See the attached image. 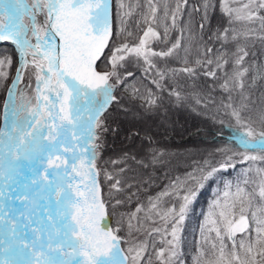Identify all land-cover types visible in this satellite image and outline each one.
<instances>
[{
    "label": "snow or ice",
    "instance_id": "obj_1",
    "mask_svg": "<svg viewBox=\"0 0 264 264\" xmlns=\"http://www.w3.org/2000/svg\"><path fill=\"white\" fill-rule=\"evenodd\" d=\"M214 93L234 146L125 222L139 191L128 161L148 168L165 153L103 159L114 114L138 100L207 108ZM237 162L254 178L218 194L192 264H264V0H0V264H184L192 206ZM141 212L157 225L142 240Z\"/></svg>",
    "mask_w": 264,
    "mask_h": 264
},
{
    "label": "trees",
    "instance_id": "obj_2",
    "mask_svg": "<svg viewBox=\"0 0 264 264\" xmlns=\"http://www.w3.org/2000/svg\"><path fill=\"white\" fill-rule=\"evenodd\" d=\"M219 13H217V16ZM215 23V20L213 21ZM103 60V57H102ZM100 63V62H99ZM98 63V64H99ZM174 64V66H173ZM172 66L176 67L177 64L173 63ZM131 71L135 72L136 77L133 79V83H136L138 87L141 88V91L145 89V87H150L154 91L156 90L154 85H151L150 81L144 78V74L142 71L138 70L135 66H132ZM202 79H207L203 78ZM259 84V82H258ZM126 95V94H125ZM131 104H133L135 107L140 108L143 113H153V112H146L144 111L140 105L142 104V101H134ZM202 107L203 106H198ZM175 109L184 110L185 106L181 107H174ZM223 111V110H222ZM178 112V111H177ZM190 114H195L192 111ZM223 115H219L216 119L213 120L214 123L212 124V127L209 128L210 135L214 134V139H210L207 143H204L202 147L199 148V151H196L197 153L192 154V156H188L186 159L182 160V163H173L168 164L167 161L172 153H175L174 151H171L172 147L174 149L175 146L173 145H166V144H156V145H145V146H139V148L145 152L146 156L149 155L148 151L150 152L153 150L162 151L165 153L163 157L159 158V162L148 167V168H142L141 166L137 165L135 161L129 160L128 161V167L129 171L126 173V175L129 178L135 177L136 183L139 184V191L136 193L135 196H133L132 200L128 202L125 206L121 208L122 213H124V220L127 221L128 215L135 212V209L140 206L144 205L147 209L149 201L153 198H155L159 193L164 191L168 188V185L170 182H172L176 177H185L189 172H192L197 165L203 164L205 160H208L212 163L216 162V159L219 157V153L216 151L219 148H223L225 146H234L232 136L235 134V122L232 120L230 116H228L225 111L222 113ZM126 116H129V114L125 113H116L114 114V118L112 123L114 126L117 127V132L112 133L109 132L107 134L106 139V149L104 152L103 159L111 158L113 160L118 159L124 152H127L124 147L123 148H113L111 147L110 142L114 141L115 135H119L125 128H128L129 126H125V119ZM223 120L224 123H220V121ZM120 125V126H119ZM138 140V139H136ZM115 142V141H114ZM147 143V142H145ZM181 144L185 145V142H182ZM171 151V153H170ZM133 154L137 156V158H143L141 154H137V152L133 151ZM148 157H146L147 159ZM145 159V158H144ZM243 163L237 162L235 168H232L236 174L238 173L240 176L244 174L242 172V165ZM171 166V167H170ZM110 171L113 170V167L115 169H119L121 165L117 164L115 166L111 164L105 165ZM168 168V169H167ZM221 173H217V176L214 180L209 181L205 184V187L201 190V194L198 196L196 202L192 206V209H198L197 215L194 217L191 214V211L188 215V218L186 219L183 227H184V241H185V249H186V255L185 260L189 261L190 264H192V253L195 254V246L197 244L195 239V229L196 224L199 219V215L203 213L207 208V194H214L218 190V179L220 177ZM150 177V181H149ZM247 178H251L250 175H248ZM142 181H149L148 183H142ZM211 191V192H210ZM168 198H164V200H167ZM172 203H175L173 200ZM142 221L143 227L140 231V233H135L134 235H137V238H146L147 232L151 230V228L157 226L152 223L150 220L144 219V212H141L137 214ZM111 221V227L115 228L117 227V217L115 215H112L109 219ZM120 235H125V231L122 229ZM158 235V234H156ZM158 243V242H157ZM184 260V264H186Z\"/></svg>",
    "mask_w": 264,
    "mask_h": 264
},
{
    "label": "rangeland",
    "instance_id": "obj_3",
    "mask_svg": "<svg viewBox=\"0 0 264 264\" xmlns=\"http://www.w3.org/2000/svg\"><path fill=\"white\" fill-rule=\"evenodd\" d=\"M131 30L135 31V24L130 21ZM160 47H164L161 45ZM136 84V83H135ZM216 96V103H209L207 108H202L195 106L196 110H193V106L185 105L184 110L175 109V105H165L162 110L154 111L153 113H143L140 108L135 107L133 104L127 105L130 108L129 116H126L125 128L123 132L119 135H115L114 141L110 142L109 145L113 148H123L127 152H137L141 154L143 158L150 159L151 150L148 151L146 156L139 146L145 145H156V144H166L175 146L172 147V153L170 158L167 160L168 164L182 163V160L186 159L188 156L197 153L199 148L207 143L210 139H214V134L210 135L209 128L212 127L211 123L219 115H223L224 111L219 110L217 105L219 103V95L214 93ZM178 111V112H177ZM195 114H190V112ZM182 112V113H181ZM213 118V120H212ZM146 137H151V143L146 139ZM138 139V140H136ZM147 142V143H145ZM185 142V145L181 144ZM170 151V153H171ZM136 154V153H135ZM140 158V157H139ZM248 163H243L242 172L248 167ZM260 162H257L259 164ZM171 167V166H170ZM168 169V168H167ZM221 173L218 179V190L214 194H207V208L198 217V222L195 229V239L196 242L199 241V232L201 227L204 225L205 219L208 215V211L215 199L219 196L222 197L223 191L225 190V185L231 182L235 185L239 180L245 179L247 177L240 176L238 173L229 168L227 171L219 172ZM251 178L252 173H249ZM211 192V191H210ZM198 209H191V214L194 217L197 215ZM105 224L111 227V221L106 220ZM135 237L137 235H134ZM141 240L144 238H140ZM194 255V253H192ZM186 264H190L189 261L185 260Z\"/></svg>",
    "mask_w": 264,
    "mask_h": 264
},
{
    "label": "bare ground",
    "instance_id": "obj_4",
    "mask_svg": "<svg viewBox=\"0 0 264 264\" xmlns=\"http://www.w3.org/2000/svg\"><path fill=\"white\" fill-rule=\"evenodd\" d=\"M102 59V58H101ZM173 66H174V64H173ZM182 113V112H181ZM120 126V125H119Z\"/></svg>",
    "mask_w": 264,
    "mask_h": 264
}]
</instances>
